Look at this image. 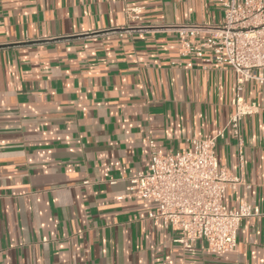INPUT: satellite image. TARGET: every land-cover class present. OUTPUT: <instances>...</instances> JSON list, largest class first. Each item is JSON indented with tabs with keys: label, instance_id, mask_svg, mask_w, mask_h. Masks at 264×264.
Listing matches in <instances>:
<instances>
[{
	"label": "crops",
	"instance_id": "1",
	"mask_svg": "<svg viewBox=\"0 0 264 264\" xmlns=\"http://www.w3.org/2000/svg\"><path fill=\"white\" fill-rule=\"evenodd\" d=\"M227 0H0V264H264V84L243 96L241 160L226 130L219 166L243 182L237 250H191L130 194L150 146L185 150L230 119L235 74L182 56V24Z\"/></svg>",
	"mask_w": 264,
	"mask_h": 264
},
{
	"label": "built area",
	"instance_id": "2",
	"mask_svg": "<svg viewBox=\"0 0 264 264\" xmlns=\"http://www.w3.org/2000/svg\"><path fill=\"white\" fill-rule=\"evenodd\" d=\"M222 19L217 24H182V56L200 60L203 69L229 67L235 74V91L230 100L229 121L211 136H193L190 147L159 153L150 146L148 168L129 178L128 191L154 208L148 217L177 232L176 242L191 250L204 240L214 252L237 250V232L243 218L258 216L257 207L241 201L227 208V190L243 182L219 166L216 144L228 130L237 141L241 160V125L259 104L243 96L249 81L264 84V0L221 1Z\"/></svg>",
	"mask_w": 264,
	"mask_h": 264
}]
</instances>
